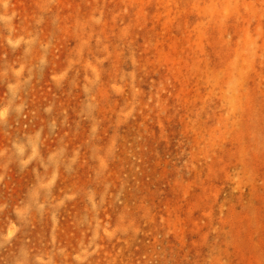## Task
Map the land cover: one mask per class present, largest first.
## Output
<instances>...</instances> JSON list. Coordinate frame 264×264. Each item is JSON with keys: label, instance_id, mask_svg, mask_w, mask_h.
Listing matches in <instances>:
<instances>
[{"label": "rangeland", "instance_id": "obj_1", "mask_svg": "<svg viewBox=\"0 0 264 264\" xmlns=\"http://www.w3.org/2000/svg\"><path fill=\"white\" fill-rule=\"evenodd\" d=\"M0 264H264V0H0Z\"/></svg>", "mask_w": 264, "mask_h": 264}]
</instances>
